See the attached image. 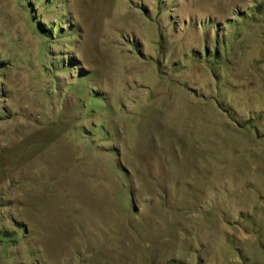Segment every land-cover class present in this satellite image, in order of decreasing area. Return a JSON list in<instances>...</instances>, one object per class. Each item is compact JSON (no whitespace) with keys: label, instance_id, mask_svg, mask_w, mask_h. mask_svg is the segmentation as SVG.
<instances>
[{"label":"rangeland","instance_id":"obj_1","mask_svg":"<svg viewBox=\"0 0 264 264\" xmlns=\"http://www.w3.org/2000/svg\"><path fill=\"white\" fill-rule=\"evenodd\" d=\"M0 264H264V0H0Z\"/></svg>","mask_w":264,"mask_h":264}]
</instances>
